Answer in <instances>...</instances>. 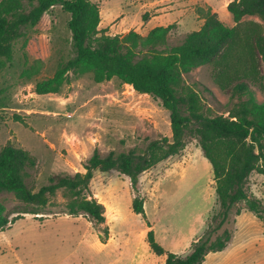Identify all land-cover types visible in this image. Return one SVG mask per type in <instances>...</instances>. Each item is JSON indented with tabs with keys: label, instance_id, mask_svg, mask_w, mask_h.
<instances>
[{
	"label": "rangeland",
	"instance_id": "rangeland-1",
	"mask_svg": "<svg viewBox=\"0 0 264 264\" xmlns=\"http://www.w3.org/2000/svg\"><path fill=\"white\" fill-rule=\"evenodd\" d=\"M91 1L100 6L99 28L110 35L134 30L145 36L154 27L173 24L168 43L177 45L201 27L209 9L226 25H234L227 10L231 0ZM251 18L255 17H246ZM69 19L60 6L51 8L17 42L12 62L0 72V150L10 141L36 157L37 165L26 180L34 191L51 175L84 172L95 150L102 156L142 152L151 141L172 136L169 111L160 99L117 78L96 83L91 73L70 74L58 93L35 92L37 82L52 77L58 64L73 55ZM38 61L40 71L30 75ZM184 78L213 113L227 115L234 100L215 84L211 65ZM253 89L264 101V91ZM249 182L264 203L263 177L253 173ZM137 190L117 170L94 172L89 195L104 204L105 212L112 210L105 214L104 224L65 214L63 191L58 190L38 214L40 219L27 214L0 232V264H165L142 236L149 230L147 222L161 239L157 242L169 251L189 234H203L218 210L212 166L192 135L178 155L141 173ZM137 194L144 199L146 218L133 211ZM2 200L9 213L18 204L12 194ZM248 225L243 223L236 234H264L260 220L257 227Z\"/></svg>",
	"mask_w": 264,
	"mask_h": 264
},
{
	"label": "trees",
	"instance_id": "trees-1",
	"mask_svg": "<svg viewBox=\"0 0 264 264\" xmlns=\"http://www.w3.org/2000/svg\"><path fill=\"white\" fill-rule=\"evenodd\" d=\"M57 5L70 14L73 55L58 64L52 77L37 82L35 92L58 93L70 74L91 73L96 83L117 78L139 93L160 99L169 111L172 136L151 141L142 152L132 149L102 156L95 150L84 172L51 175L38 191L26 182L37 165L36 157L7 142L0 150V232L24 215L37 217L58 190L63 191L65 214L104 224V204L89 195L94 172L117 170L130 178L138 193L140 174L178 155L188 135L198 140L212 166L218 210L186 255L165 250L147 222L151 250L166 255L165 264H201L209 253L227 247L233 234L229 225L242 211L251 212L264 225V203L249 187L253 173L264 179V101L256 98L253 89L264 91V0H231L227 10L233 26L209 9L201 27L177 45L168 43L173 24L154 27L145 36L134 30L107 34L99 28L100 6L91 0H0V72L12 62L17 42ZM207 64L212 66L215 84L234 100L227 115L213 113L199 91L185 81L184 75ZM41 67L38 61L30 75ZM7 194L14 195L18 203L11 213L2 200ZM132 208L146 218L140 195L133 198Z\"/></svg>",
	"mask_w": 264,
	"mask_h": 264
},
{
	"label": "crops",
	"instance_id": "crops-1",
	"mask_svg": "<svg viewBox=\"0 0 264 264\" xmlns=\"http://www.w3.org/2000/svg\"><path fill=\"white\" fill-rule=\"evenodd\" d=\"M101 23L102 20L99 27ZM217 206L218 205H216V207ZM106 213V215H108L107 208ZM234 219L233 234L227 247L221 251L209 253L201 264H264V234H236L243 223L249 224V227H257L259 219L247 210L242 211V213L235 216ZM146 228L150 229L148 227ZM262 230L264 231L263 228ZM201 235L202 234H189L182 242L176 243L174 247H170L171 249L169 251L179 255H186L190 251L192 242ZM142 236H146V234ZM155 238L160 242L161 239L158 234H155ZM165 250L168 249L165 248ZM161 257H163L161 258L162 261H165L166 256L161 255Z\"/></svg>",
	"mask_w": 264,
	"mask_h": 264
},
{
	"label": "bare ground",
	"instance_id": "bare-ground-1",
	"mask_svg": "<svg viewBox=\"0 0 264 264\" xmlns=\"http://www.w3.org/2000/svg\"><path fill=\"white\" fill-rule=\"evenodd\" d=\"M107 211L111 212L112 210H111V208L109 207V208H107Z\"/></svg>",
	"mask_w": 264,
	"mask_h": 264
}]
</instances>
